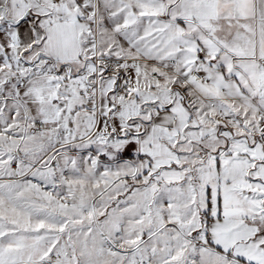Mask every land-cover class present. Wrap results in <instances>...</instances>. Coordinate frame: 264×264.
Instances as JSON below:
<instances>
[{"label": "snow or ice", "instance_id": "obj_1", "mask_svg": "<svg viewBox=\"0 0 264 264\" xmlns=\"http://www.w3.org/2000/svg\"><path fill=\"white\" fill-rule=\"evenodd\" d=\"M0 264H264V0H0Z\"/></svg>", "mask_w": 264, "mask_h": 264}]
</instances>
